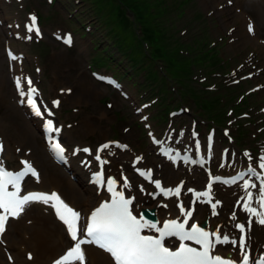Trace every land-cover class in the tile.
Returning <instances> with one entry per match:
<instances>
[{
  "label": "rangeland",
  "instance_id": "obj_1",
  "mask_svg": "<svg viewBox=\"0 0 264 264\" xmlns=\"http://www.w3.org/2000/svg\"><path fill=\"white\" fill-rule=\"evenodd\" d=\"M227 3L220 0L215 6L216 2L209 0H0V29H4L0 31V74L9 88L7 95L13 97L15 91L10 74L12 61L5 51L10 46L21 60L20 72L35 79L42 98L46 102L54 98L62 101L56 112L58 120L65 124L61 136L70 148L69 153L73 152L76 164L80 161L77 152H87L84 147L94 152L96 145L118 139L128 143L136 155L141 153L144 165L154 166L162 158L150 147L151 132L164 139L173 134V142L190 146L195 139L205 143L211 128L216 130L213 158L216 169L230 167H217L225 146L230 148L229 155L235 150L242 163L256 161L258 154L264 152V52L262 45L247 39L240 18L233 9L229 10L233 5ZM28 15H36L44 29L40 38L27 31ZM106 17L110 22L113 20L112 24L107 20L99 22ZM261 30L264 31V26ZM66 32H72V44L64 42ZM54 53L60 57L56 64ZM55 65L62 70L58 82L52 78ZM201 70L205 78L209 77L206 81L213 85L212 91L205 89L206 82H200ZM94 72L115 76L119 86L114 88L98 81ZM248 72L254 75L243 80L242 76ZM234 77L240 83H235ZM253 85H260L261 89L250 92ZM84 87L86 91L91 87V93L83 91ZM57 89L62 93L58 94ZM242 93L248 100L244 101ZM81 94L86 97L79 99ZM154 99H161L156 106L152 103ZM178 99L181 107L188 106L190 110L171 116L170 112L180 107ZM144 103L146 108L141 107ZM237 104L244 108L236 110L238 116L233 111ZM94 105L99 107L96 115L100 120L97 128L87 130L80 123L88 114L95 113ZM166 105L170 106L169 116ZM205 105L215 111H204ZM137 108L142 112L136 113ZM3 109L0 107V112ZM228 110L233 113L227 115ZM223 114L227 118L219 120ZM8 123L3 121L1 127H11ZM76 128L88 138L78 139L76 133H71ZM243 131H249L251 136L238 142L237 134L245 135ZM9 133L15 134L12 129L3 131L4 141L10 142ZM191 134L196 137L185 143L182 137ZM256 135L262 136L255 139ZM37 136L38 144L44 147L42 132ZM83 140L84 143L78 144ZM45 152L46 160L55 163L47 149ZM131 157L123 154L130 165ZM6 160L15 166L14 161ZM59 168L65 177L87 190L78 178L87 180V176L74 173L68 162ZM91 193L93 198L94 190ZM85 200H80L83 206L92 202ZM238 219L243 220V216ZM256 232L264 234L263 229L256 228Z\"/></svg>",
  "mask_w": 264,
  "mask_h": 264
},
{
  "label": "bare ground",
  "instance_id": "obj_2",
  "mask_svg": "<svg viewBox=\"0 0 264 264\" xmlns=\"http://www.w3.org/2000/svg\"><path fill=\"white\" fill-rule=\"evenodd\" d=\"M210 2H216L215 6L220 0H209ZM229 1V5H233L232 8L240 18L242 26L248 27V24L252 21L253 27L251 32H246V37L249 41L259 42L262 44V51L264 52V31L261 27L264 26V0H222ZM2 28V27H0ZM4 29H0L2 32ZM42 33V30L41 32ZM16 51L13 50L12 56L16 57ZM58 53H54L55 64L58 60ZM20 61L14 62L13 77L20 79V86L26 94L23 86V80H21V72L19 67L21 66ZM56 72H54L55 78L53 80L61 79L62 70L55 65ZM83 85V84H82ZM87 87L86 83L84 84ZM84 87L85 92L90 91L91 87L87 91ZM89 87V86H88ZM17 90V88H15ZM9 88L4 82V76L0 74V107L4 109L0 112V139L4 141L1 137L4 132L12 129L15 134L10 135L11 140L5 139L3 157L10 161H14L17 164V168L21 167L18 160L21 161H32L38 166L42 167L39 169V177L35 179L28 180L24 183L22 195L30 192L38 191H57L60 195L67 201V203L76 207L77 211L83 216L87 215L90 210L96 206L99 201L105 199L106 192L103 190L98 193L97 188L90 184L89 178L86 180L82 177H78L82 185L87 186V190L81 187V184H76L68 177H65L61 172L59 165L57 163H51V161L46 160L47 151L53 156L49 149V145L45 143L44 147H41L38 142L37 134L41 131L40 119L33 116L31 111L26 106L25 96H21V91H13V97L7 95ZM96 92H99L98 90ZM84 94H81L78 98H85ZM23 101V103H22ZM21 102V107L18 105ZM99 107L97 105L93 106L95 113L88 114L80 124L85 127V129H95L98 127L96 112ZM105 116V113H102ZM9 122L8 126L11 127H1L3 121ZM90 120V121H88ZM92 121V122H91ZM93 123V126L91 125ZM38 129V131H36ZM71 133H76L78 139H87L86 135H83L79 129H72ZM64 132V130H63ZM43 133V132H42ZM43 135V134H42ZM192 139L186 136L184 138L185 143H189ZM79 142L78 144L84 143ZM150 147L155 150L157 147L155 144L151 143ZM29 151V152H27ZM97 146L94 153L90 151L87 152H77L79 156V164H76L67 157V161L71 163L73 171L78 175L89 176L91 171L95 169V162L87 167V162L82 164L85 159H91L92 155H96ZM134 152L132 150L125 151L124 157H130ZM109 157L111 159L110 165L106 166L108 172L113 174L117 179L124 183L127 180V186H124L125 191L131 195L135 196L133 208L141 213L142 209L145 208H155L158 220L161 222L162 219L170 216L184 215L180 214L177 209L178 198L174 195H169L168 197L162 198L157 195L156 190L152 187H146L145 182L139 179L135 173L136 169L130 164L125 162L122 157V153L113 155L110 152ZM135 156V155H134ZM133 157H131L133 160ZM132 162V161H131ZM144 162V158L143 161ZM140 165H143L142 163ZM151 166V165H150ZM153 166V165H152ZM237 167V163L234 164ZM155 173L158 177L166 179L165 184L170 185L171 181L176 178H182L187 186L201 188L205 185L207 180L206 173L204 176L200 171V167H191L190 165L180 164L178 167H174L170 160L163 158L161 161L155 163ZM235 168L233 172L236 170ZM264 172V169H262ZM181 179V180H182ZM123 186V185H122ZM91 189L94 190V195L92 198ZM87 191V193H85ZM241 188L239 185H232L229 187H224L223 197H225V204L222 206H217L214 210H209L200 202L194 204L195 212L192 216V220H206L208 226H214L223 235L237 237L240 239V233L233 226L235 225V220L238 216L242 215L244 217L243 223L246 224L247 233V247L250 249L252 254H256L264 244V234L257 233L256 227L254 226L255 217L247 210H243L240 206L235 209V203L241 196ZM182 198L185 201L191 202V199L183 189ZM86 201H91L86 206L80 203V200L85 199ZM221 200V198H217ZM216 199V200H217ZM162 203V205H161ZM232 203V206L230 204ZM164 204H167L165 207ZM235 212V216L232 213ZM76 243L73 241L68 233L67 226L60 221L53 211L50 204H44L41 202H33L25 206L24 211L20 214L18 218H10L6 224L5 232L0 235V264H50L53 260L57 259L71 244ZM226 251L232 253L231 257H240L241 251L239 247H234L232 244L226 245L224 248ZM219 247L218 252L226 254V251ZM84 260L82 264H114L110 256L104 251L95 248L93 246H84L83 248ZM31 257V258H29ZM72 264H81L80 261H76Z\"/></svg>",
  "mask_w": 264,
  "mask_h": 264
},
{
  "label": "snow or ice",
  "instance_id": "obj_3",
  "mask_svg": "<svg viewBox=\"0 0 264 264\" xmlns=\"http://www.w3.org/2000/svg\"><path fill=\"white\" fill-rule=\"evenodd\" d=\"M37 17L35 15L30 17V24H28L27 31L33 32L37 35L40 33V29L37 26ZM251 31V27L249 28ZM30 38V37H29ZM64 42L71 44V36L64 37ZM15 59V57H13ZM29 86H31V80L28 81ZM18 87L20 86V81H17ZM32 92L36 90L31 89ZM21 95L24 92L21 91ZM23 103V101H22ZM28 103L36 110L39 115V108L36 107L34 100L29 99ZM58 105V101L55 102ZM52 123L49 121V128L51 129ZM109 145L102 146L98 151H102L103 148H107ZM55 149L57 155L62 157L64 149L60 144H55ZM3 151V145L0 144V152ZM84 151H89L84 149ZM97 160H100V156L97 155ZM25 165L26 172L21 171L18 174H13L6 171L0 167V210L3 214H0V235H2L6 230V224L8 222L9 216L12 218H18L20 214L24 211L26 205L33 202H41L44 204H50L56 211L57 216L63 223L67 226L68 233L73 241H75L74 247L71 248L67 254L61 259L57 260L55 264H68L69 258L74 257L75 260L80 261L81 264L84 260L83 251L81 249V244L95 242L99 247L103 248L105 251L110 253L113 257L115 264H233L229 259L221 258V256H211L209 254L210 248L212 247V240L210 239V234L207 231H203L199 228H193L192 233L198 234L193 236L191 233H183V224L176 222H171L164 225L166 231L161 232V238L164 235L176 234L180 235L181 239H196V242L202 245L203 251H196L194 248L186 247L184 245L180 246L179 251H170L168 248L164 247L161 239H154L150 236H142L141 229L144 227L155 228V224H148L147 221L143 220V217L137 219L136 216L132 215L129 210V205L131 204V199H125L121 193H114V195L119 196V201H113L111 205L105 204L96 212H94L90 218V221L86 224L84 232L91 240L82 239L80 236L81 228L79 225L80 214L74 211L63 200L56 194H43V193H28L23 196L20 195L21 192V181L25 175H32L38 178L37 171L32 167L27 161L22 162ZM105 163V161H101ZM261 169H264V156L260 157ZM249 173L255 174L254 168H249ZM142 175H150V173H142ZM7 177V180L3 178ZM264 180V178H261ZM227 182V181H223ZM11 183L15 188V191L8 192L7 185ZM103 183V181H101ZM109 191H112L111 185L115 184L116 181L109 180L108 182ZM127 185V180L124 181ZM156 186L161 187L157 182ZM255 188V184L249 185L245 183L243 188L247 194L245 199L247 201H252L253 194L249 191V188ZM211 189V184L208 185ZM168 192H173L172 189H168ZM176 195H179L180 187L178 186L174 190ZM197 197L205 196L210 197V192L197 193ZM256 203L261 207H264V183L261 184L259 199ZM215 209L216 205H212ZM182 211L183 207L181 206ZM244 208L254 215H259L256 209L251 208L248 203H245ZM190 215V213H188ZM259 223L264 224V218L259 219ZM241 233L244 232V225H238ZM217 242L224 243L229 242L227 235L223 236L219 233L215 234ZM233 245H236V240L230 241ZM240 248L242 256V264H250V257L246 251L245 241L243 236L240 238ZM31 258V257H29ZM253 264H264V256L260 257Z\"/></svg>",
  "mask_w": 264,
  "mask_h": 264
},
{
  "label": "trees",
  "instance_id": "obj_4",
  "mask_svg": "<svg viewBox=\"0 0 264 264\" xmlns=\"http://www.w3.org/2000/svg\"><path fill=\"white\" fill-rule=\"evenodd\" d=\"M91 1H95V0H91ZM97 6H99V8H100V5L97 3ZM103 20H107L108 21V23H109V20H108V18L106 17V19H101V21H100V19H99V22H102V23H104L103 22ZM113 22V21H112ZM116 28H118L119 30H121V28H120V26H118V24H116V26H115ZM108 60H109V58H108ZM203 109H204V111H207V112H213L215 109H213L211 106H207L206 107V105L203 107Z\"/></svg>",
  "mask_w": 264,
  "mask_h": 264
},
{
  "label": "water",
  "instance_id": "obj_5",
  "mask_svg": "<svg viewBox=\"0 0 264 264\" xmlns=\"http://www.w3.org/2000/svg\"><path fill=\"white\" fill-rule=\"evenodd\" d=\"M146 215L149 216L152 219H156L154 211H150V212L146 213Z\"/></svg>",
  "mask_w": 264,
  "mask_h": 264
}]
</instances>
